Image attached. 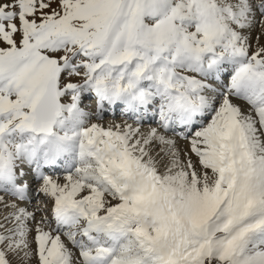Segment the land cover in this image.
Instances as JSON below:
<instances>
[{"label": "snow or ice", "instance_id": "1", "mask_svg": "<svg viewBox=\"0 0 264 264\" xmlns=\"http://www.w3.org/2000/svg\"><path fill=\"white\" fill-rule=\"evenodd\" d=\"M0 264H264V0H0Z\"/></svg>", "mask_w": 264, "mask_h": 264}, {"label": "rangeland", "instance_id": "2", "mask_svg": "<svg viewBox=\"0 0 264 264\" xmlns=\"http://www.w3.org/2000/svg\"><path fill=\"white\" fill-rule=\"evenodd\" d=\"M111 118V117H110Z\"/></svg>", "mask_w": 264, "mask_h": 264}]
</instances>
